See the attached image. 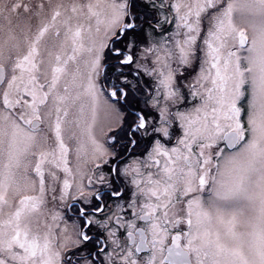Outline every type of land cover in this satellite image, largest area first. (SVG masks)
Listing matches in <instances>:
<instances>
[{"label":"snow or ice","instance_id":"1","mask_svg":"<svg viewBox=\"0 0 264 264\" xmlns=\"http://www.w3.org/2000/svg\"><path fill=\"white\" fill-rule=\"evenodd\" d=\"M0 264H264V0H0Z\"/></svg>","mask_w":264,"mask_h":264}]
</instances>
